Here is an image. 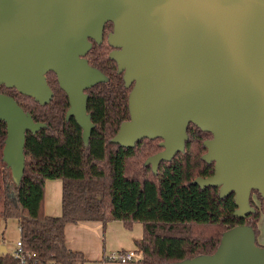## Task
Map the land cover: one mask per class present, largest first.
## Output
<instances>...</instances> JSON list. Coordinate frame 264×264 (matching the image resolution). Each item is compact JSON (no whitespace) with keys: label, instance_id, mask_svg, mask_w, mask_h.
Masks as SVG:
<instances>
[{"label":"water","instance_id":"water-1","mask_svg":"<svg viewBox=\"0 0 264 264\" xmlns=\"http://www.w3.org/2000/svg\"><path fill=\"white\" fill-rule=\"evenodd\" d=\"M107 23L109 58L131 88L129 120L110 144L133 149L160 139L162 151L144 162L156 174L184 152L192 124L211 135L201 158L213 163V174L192 184L218 189L220 199L234 194L236 218L254 213L252 191L264 202V0H0V86L45 106L53 73L68 98L66 120L87 145L94 125L85 92L108 79L85 56L90 40L101 45ZM0 121L2 161L18 185L25 134L45 125L4 94ZM185 262L264 264V247L252 227L239 225L222 234L214 254Z\"/></svg>","mask_w":264,"mask_h":264},{"label":"trees","instance_id":"trees-1","mask_svg":"<svg viewBox=\"0 0 264 264\" xmlns=\"http://www.w3.org/2000/svg\"><path fill=\"white\" fill-rule=\"evenodd\" d=\"M108 24L106 31H111ZM106 41L93 44L85 58L92 68L106 76V83L87 90V112L94 128L85 145L82 130L73 118L66 120L68 98L53 73L46 75L53 98L45 106L0 86V94L13 98L35 123L44 124L35 134L26 132L24 173L18 185L2 161L6 138L0 121V222L16 219L23 249L41 263L85 264L80 252L65 244L67 224L120 221L127 228L142 225L136 242L139 264H178L214 254L222 234L239 225L252 227L255 236L264 202L252 191L255 212L244 220L234 217V194L220 199L218 189H201L192 182L213 174V163L202 161L206 153L203 138L209 133L196 126L187 128L183 153L162 162L156 174L144 162L158 153L159 139H143L133 149L110 144L120 125L129 120L128 97ZM62 181V214L44 213V185ZM261 201L257 207L252 199ZM258 245V244H256ZM0 264H16L9 254H0Z\"/></svg>","mask_w":264,"mask_h":264},{"label":"crops","instance_id":"crops-1","mask_svg":"<svg viewBox=\"0 0 264 264\" xmlns=\"http://www.w3.org/2000/svg\"><path fill=\"white\" fill-rule=\"evenodd\" d=\"M44 213L49 217H59L62 214V181L48 180L44 185ZM19 230L16 219H8L0 222V248L14 247L11 240ZM142 225L134 223L127 228L120 221H112L103 225L101 222H82L79 224H67L64 228L66 247L74 252H80L85 264H110L106 262V256L115 251L136 253V242L142 238ZM12 242L11 245H4ZM16 240V241H17ZM15 241V242H16ZM137 257V256H136ZM136 259V258H135ZM132 262L128 264H136Z\"/></svg>","mask_w":264,"mask_h":264},{"label":"built area","instance_id":"built-area-1","mask_svg":"<svg viewBox=\"0 0 264 264\" xmlns=\"http://www.w3.org/2000/svg\"><path fill=\"white\" fill-rule=\"evenodd\" d=\"M16 264H50L41 263L35 260L31 254L27 253L21 244L20 239L14 245L13 254L11 255ZM136 253L126 251H115L106 256V262L110 264H128L135 261Z\"/></svg>","mask_w":264,"mask_h":264},{"label":"rangeland","instance_id":"rangeland-1","mask_svg":"<svg viewBox=\"0 0 264 264\" xmlns=\"http://www.w3.org/2000/svg\"><path fill=\"white\" fill-rule=\"evenodd\" d=\"M0 91L4 92L5 90L4 91L0 90ZM209 139H210L209 137H206V138H203V141H206V140H209ZM252 199H253L255 205L260 207L261 201L258 199V197L256 195H252ZM256 228L258 230V235L256 237V244L264 247V212H261L259 220H258L257 225H256ZM13 236H14V238L11 241L14 242V244H13V246H14L15 243H16L15 241L18 238L17 232H15ZM6 242L7 241H6V238H5V241H3L4 245L8 246V245L12 244V242H8V243H6ZM12 249L14 250V247ZM13 250H11V248L7 249L8 254L12 255L13 254ZM135 262H137L136 264H139V256L136 257ZM182 264H191V263L190 262H185V263H182Z\"/></svg>","mask_w":264,"mask_h":264},{"label":"flooded vegetation","instance_id":"flooded-vegetation-1","mask_svg":"<svg viewBox=\"0 0 264 264\" xmlns=\"http://www.w3.org/2000/svg\"><path fill=\"white\" fill-rule=\"evenodd\" d=\"M108 24H111V23H107L106 25H105V27H104V30H103V40H102V43L104 42V41H106L107 42V36H108V34L110 33V32H112V29H113V26H112V24H111V26H112V29H111V31H109V32H107L106 31V27H107V25ZM91 42H92V45L93 44H96V43H94L92 40H90ZM113 49L111 48V51H112ZM86 94H87V92H85ZM88 113V112H87ZM211 139V138H210ZM161 142V140L159 139V143ZM159 146V145H158ZM160 148V147H159ZM161 149V148H160ZM160 151H162V149L160 150ZM159 151V152H160ZM251 205V204H250ZM252 207V206H251ZM257 207H259V206H257ZM252 208H254V207H252ZM255 209V208H254ZM258 246H260V245H258ZM260 247H262V246H260Z\"/></svg>","mask_w":264,"mask_h":264}]
</instances>
